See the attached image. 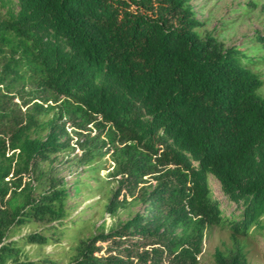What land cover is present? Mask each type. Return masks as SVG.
Listing matches in <instances>:
<instances>
[{
	"label": "trees",
	"instance_id": "obj_1",
	"mask_svg": "<svg viewBox=\"0 0 264 264\" xmlns=\"http://www.w3.org/2000/svg\"><path fill=\"white\" fill-rule=\"evenodd\" d=\"M202 24L190 0H0V264H55L23 247L54 236L8 237L13 227L64 218L68 189L33 196L21 175L71 147L64 118L78 130L94 124L80 143L85 159L113 156L119 185L108 212L123 191L140 189L144 204L82 240L66 264H199L206 230L225 219L210 175L241 208L229 220L234 237L264 229V77L250 67L264 55L225 47ZM251 37L264 48V34ZM26 86L23 112L12 92L23 97ZM36 99H61L58 113L39 119L47 109ZM214 264L250 263L238 245L217 248Z\"/></svg>",
	"mask_w": 264,
	"mask_h": 264
},
{
	"label": "rangeland",
	"instance_id": "obj_2",
	"mask_svg": "<svg viewBox=\"0 0 264 264\" xmlns=\"http://www.w3.org/2000/svg\"><path fill=\"white\" fill-rule=\"evenodd\" d=\"M190 4L194 7L197 18L203 22L199 27L202 35L213 34L225 47L238 45L247 57L264 55L262 44L251 37L255 33L264 34V0H190ZM250 67L256 74L264 77V65ZM25 90L27 95L23 97L12 92L13 100L23 105V112L26 110L24 101L31 98L29 92L32 87L26 86ZM258 93L264 97V84ZM60 100H32L42 102L47 109L39 119L45 120L57 114ZM61 123H66L72 137L71 147L52 155L38 168H30L21 175L22 187L28 186V191H31L33 196L50 188L65 186L69 196L64 203V218H46L13 227L8 237V240L17 239L33 231L54 236L52 243L27 244L23 247L25 254L30 258L39 259L45 256L53 258L55 264L68 263L76 256V248L82 240L126 222L144 207L140 199L141 190L137 189L132 196L123 191L126 199L121 207L114 214L108 212L107 204L119 185L117 177L112 175L115 162L111 152L100 156L97 150L93 158L85 159V146L82 147L80 143L86 140L88 134L95 135L97 130L94 124L90 123L87 129L78 130L67 118ZM1 161H4V158H0ZM51 180L54 181L53 186ZM150 182L149 180L142 185L148 187ZM209 184L213 197L220 202L225 219L222 225L210 226L206 230L199 264H214L217 248H236L238 245L247 253L250 264H264V229L259 231L252 227L247 236L238 235V239L235 238L229 220L238 219L241 208L227 199L219 181L212 175L209 176ZM120 198H123V195ZM23 201L24 195H20L14 203L22 204ZM110 244L101 242L104 248ZM22 258H25V255H22Z\"/></svg>",
	"mask_w": 264,
	"mask_h": 264
}]
</instances>
